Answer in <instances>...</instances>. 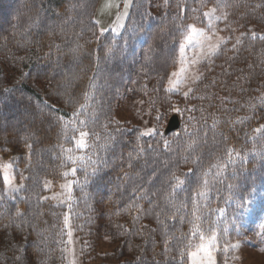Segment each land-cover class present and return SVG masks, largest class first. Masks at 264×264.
<instances>
[{
  "label": "trees",
  "instance_id": "trees-1",
  "mask_svg": "<svg viewBox=\"0 0 264 264\" xmlns=\"http://www.w3.org/2000/svg\"><path fill=\"white\" fill-rule=\"evenodd\" d=\"M99 2L0 0V152H13L24 175L9 199L0 165V264H69V209L46 198L45 182L67 178L72 152L86 158L76 165L69 214L86 262L93 251L115 264H188L200 242L194 223L205 236L235 239L264 220V138L254 132L264 125L261 36L221 48L187 98L165 91L188 25H206L213 7L241 30L264 26V0H134L120 36L101 35ZM127 94L148 102L157 135L141 137L139 126L116 118ZM74 113L75 127L89 132L86 152L64 127ZM174 114L180 127L167 134ZM229 149L234 163L223 167ZM88 157L98 162L95 176ZM174 177L186 182L169 202ZM100 235L112 251L97 252Z\"/></svg>",
  "mask_w": 264,
  "mask_h": 264
},
{
  "label": "rangeland",
  "instance_id": "rangeland-1",
  "mask_svg": "<svg viewBox=\"0 0 264 264\" xmlns=\"http://www.w3.org/2000/svg\"><path fill=\"white\" fill-rule=\"evenodd\" d=\"M134 0H100L99 5L97 7L96 13H95V21L99 22L97 23L100 31L102 28L109 29L106 32H112L116 36H120L125 28V25L127 23V20L130 15L131 7ZM127 4V7L125 5ZM106 5H111L110 7H106ZM213 7H210L204 11L209 12ZM127 13L126 16H123V19L121 22L124 24V27L122 29H118L117 32L111 31L112 28L116 26V20L118 15H122L124 13ZM221 14H227V21H214L217 33L216 36L218 37H224L229 38L226 46H232L234 43L232 40H236L238 38H243L246 35H252V32L256 33V36H264V26H259L252 24L249 26L248 30L244 31L241 30L240 26H236L235 22H232V20L229 17V14L227 11L224 12H215L216 16H219ZM206 20V25H195L197 29H204L207 30L208 26V20ZM226 24L230 25L229 27H226ZM242 33H245V35H241ZM185 36V35H184ZM216 37H213V43L215 42ZM184 41V37L182 38L181 43ZM180 43V44H181ZM222 46V48L224 47ZM233 47V46H232ZM199 54V49H194L192 47L186 48L185 55L188 57L189 61L194 59ZM213 57V56H212ZM212 57L204 58L197 64L189 63L187 65V72L185 73L186 80L184 83L180 85L179 91L176 92L177 94L183 95L184 92H187L189 88H192V91L194 90L196 83L192 82V78L194 76H201V68L202 66L209 62ZM181 67L180 64V49L178 51V57L176 60V65L169 74V77H171V74L173 72L179 71V68ZM168 77V80H169ZM173 79H175L173 77ZM168 80L166 83V88L168 87ZM191 93V92H190ZM189 93V94H190ZM176 110H171V114H173ZM116 118L120 121H128L132 125L139 126L142 131L148 129V128H157V124L155 122V117L152 111V108L148 104L147 101H145L142 98H133L129 94H127L123 101L118 108L116 112ZM168 123V122H167ZM167 126V124H166ZM79 138V137H78ZM87 143L88 137L86 138ZM88 149V147L86 148ZM86 149L85 152H86ZM78 150V149H77ZM76 150V151H77ZM79 151V150H78ZM81 152H84L83 150ZM82 154V153H81ZM79 153H71L70 155L73 156H81ZM83 156V155H82ZM12 158H13V152L7 153L6 151L0 152V165L2 174L4 177L5 172H7L9 176V183L8 186H5V194L10 187H19L21 183L24 181V175L20 172L18 174L15 173L14 167L12 164ZM11 164L12 167L5 169L3 166ZM77 165V164H76ZM76 165H73V167H76ZM71 167L67 172L70 173ZM69 181H73L72 184V190H71V198H68V192L65 188H62V185L67 184ZM75 183V177L69 174L67 178L63 179L60 182H53L51 180H47L45 182V187L47 189L46 198L50 199L56 203L67 205L69 211H67L68 215V224L67 227V245H66V258L69 264H115V261H103L99 258H95L94 254L95 252L91 251L89 252V260L86 262V258L82 254V241L79 234L76 233V230L73 228V221L71 218H69L70 210H71V200H72V193H73V186ZM14 194V193H13ZM7 196V195H6ZM56 197V199H52V197ZM8 197V196H7ZM72 224V225H71ZM258 225V222H257ZM69 231L72 233L71 238H69ZM212 234V233H211ZM208 235V236H211ZM218 237V251L213 252L214 259L216 261V264H220V256L223 259L222 264H264V220L260 226L254 225L247 231H245L244 235L241 237H237L235 239H230L229 236H224L223 234H220L219 232H216ZM206 236V237H208ZM69 239L71 242H69ZM99 248L97 249V252L101 254V252H110L113 250L114 245L110 243L107 239H104L99 236ZM200 243V242H199ZM198 243V244H199ZM238 244L239 247L232 248L231 245ZM227 247L228 251L225 253L223 249ZM85 251L88 252V249L85 247ZM196 248L193 247L191 251H195ZM91 259V261H90ZM190 264V261L188 262Z\"/></svg>",
  "mask_w": 264,
  "mask_h": 264
},
{
  "label": "snow or ice",
  "instance_id": "snow-or-ice-1",
  "mask_svg": "<svg viewBox=\"0 0 264 264\" xmlns=\"http://www.w3.org/2000/svg\"><path fill=\"white\" fill-rule=\"evenodd\" d=\"M165 4L168 3V0H164ZM217 4H219V0H217ZM111 5H106V7H110ZM125 7H127V4L125 5ZM216 9H212L209 12H205L203 15L204 17L208 20V26H207V30L204 29H197L195 26L193 25H188L187 29H186V34L184 36V41L180 44V64L181 67L179 68V71L177 72H173L171 74V77H169L168 80V87L165 89V91L169 92V93H176L179 91L180 85L182 83L185 82L186 77H185V73L187 72V65L189 63L192 64H197L199 63L202 59L204 58H209L212 56H216L220 51L222 46L226 45L228 42L229 38H224V37H218L216 36L217 33V29L215 26L214 21H227V14H221L219 16L215 15ZM126 12L122 15H118L117 20H116V26L114 28L111 29V31L113 32H117L118 29H122L124 27V24L121 22V20L123 19V16H126ZM96 23H99L98 21ZM226 27L230 28L229 24H226ZM109 29H101V35H103L104 32L108 31ZM242 36L245 35V33L241 34ZM213 37H216L215 42L213 43ZM252 38L256 39V33L252 32ZM260 39L264 40V36H261ZM242 41L240 38L237 39L236 43L240 44ZM192 47L194 49H199V54L192 59L191 61H189L188 57L185 55V50L186 48ZM75 51V50H74ZM173 77L175 79H173ZM201 79L200 76H194L192 78V82L195 83V81ZM6 91H10V90H6ZM192 92V88H189L187 92H184L183 95L187 98L189 93ZM88 95H85V100H88ZM260 103L264 104V97L260 98ZM82 108L84 107V105L81 106ZM254 107V105H253ZM197 109L192 108V109H188V111L192 112V111H196ZM201 111H203V109H200ZM77 114H73V117L70 118L68 120L67 123H65L64 127L65 129H68L69 127H71V130L74 132H78L79 133V138L77 139L75 136H73L71 139L74 141L75 146L77 149L79 150H84L87 147H89L86 138L89 136V132L87 131H81L78 128L75 127V120H76ZM159 119V118H158ZM196 118L193 116H189V122L195 120ZM240 122H243L242 120ZM79 123L81 125H84L86 122L85 121H79ZM255 133L260 134L261 138H264V125H261L259 128L254 130ZM158 134V130L156 128H148L142 132H140L139 136L143 137V136H152V135H157ZM139 139V137H138ZM253 139H255L253 137ZM164 146L167 148L169 145V142L167 140H164ZM28 148H31V145H27ZM69 153H71L73 151V149H68L67 150ZM140 151H143V148H140ZM228 160L226 161V163L223 165V167H227V164H231L234 163V159H233V150L229 149L228 150ZM85 157L84 156H73V155H69L67 157V160L69 162H71L73 165H76L78 162L83 165L84 161H85ZM235 159H241V154L240 152H235ZM87 160L89 161V163L93 166L92 167V171L90 173V175L95 176L99 170V165L97 161H93L91 160L90 157L87 158ZM5 169L11 168L12 165L11 164H7L3 166ZM216 167H221L220 165H217ZM77 172V168L73 167L69 172H65L63 175L64 176H68L69 174H71L72 176H75ZM189 172L191 173L192 170L190 169ZM87 179V177H86ZM174 183L171 185L172 187V193L169 194V202H171L172 199V195L179 189H181V187L185 184V180L181 179L179 177H174ZM4 182H5V186H8L9 183V176L7 174V172H5L4 174ZM72 184L73 181H69L67 184L62 185V188H65L68 192V198H71V190H72ZM205 186H207V181H205ZM24 185L21 184L19 187H10L8 188L6 195L8 196L9 199H15V196L13 195V193H17L20 191L21 188H23ZM197 195H199L200 197H206L207 196V192L206 191H202L199 192ZM254 196V190L248 193V200H251ZM3 197H0V200H2ZM52 199H56V197H52ZM195 203V200H194ZM239 210L240 211H244L246 210V206L244 204L239 205ZM219 213L222 215L224 213V209H219L218 210ZM17 217H22L23 214L20 212L16 213ZM197 221H199V217L196 218ZM65 225L68 224V217L65 216L64 219ZM17 228H21L23 227L22 224H17L16 225ZM225 233L227 232V229L224 230ZM197 234H199V238H200V243L198 245L195 246L196 250L195 251H191L188 253V259L190 261V264H216V261L214 259L213 256V252L218 251V237L216 234L215 230H212V234L211 236L206 237L204 234V230L201 229L200 224L194 223L193 224V229H192V235L196 236ZM69 238H71L72 233L69 231L68 233ZM69 242H71V240L69 239ZM188 247H192L191 244L188 245ZM232 248H237L239 247L238 244H233L231 245ZM223 251L226 253L228 251V248L225 247L223 249ZM183 255V254H182ZM17 259H21L20 257H17Z\"/></svg>",
  "mask_w": 264,
  "mask_h": 264
},
{
  "label": "water",
  "instance_id": "water-1",
  "mask_svg": "<svg viewBox=\"0 0 264 264\" xmlns=\"http://www.w3.org/2000/svg\"><path fill=\"white\" fill-rule=\"evenodd\" d=\"M180 118L178 114H174L168 121L165 132L168 134L172 131L178 130L180 127Z\"/></svg>",
  "mask_w": 264,
  "mask_h": 264
}]
</instances>
